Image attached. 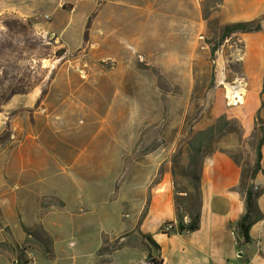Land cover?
<instances>
[{"label":"rangeland","instance_id":"obj_1","mask_svg":"<svg viewBox=\"0 0 264 264\" xmlns=\"http://www.w3.org/2000/svg\"><path fill=\"white\" fill-rule=\"evenodd\" d=\"M184 5L182 32L170 23L182 0H95L78 9L82 22L70 25L81 37L66 48L41 14L0 11V194L12 193L0 201V248L10 252L0 264H26L21 251L30 264H153L124 250L101 260L125 244L148 254L135 231L155 185L166 179L178 216H194L197 177L217 149L251 184L262 132L259 120L249 131L235 117L248 89L234 58L243 44L224 34L234 23L226 0ZM220 116L226 131L195 149V134ZM126 219L131 230L119 232Z\"/></svg>","mask_w":264,"mask_h":264},{"label":"crops","instance_id":"obj_2","mask_svg":"<svg viewBox=\"0 0 264 264\" xmlns=\"http://www.w3.org/2000/svg\"><path fill=\"white\" fill-rule=\"evenodd\" d=\"M94 1L0 0V11H15L22 16L39 13L42 18L45 15L51 16V20L45 19V23L49 24L55 42L59 41L66 48L73 38L79 40L81 37L80 30H72L70 25L72 20L78 19V9H83V6L91 9ZM180 7L171 16L173 18L170 23L176 31H189L190 10L184 5V0ZM225 8L232 16V22L253 20L264 15V0H226ZM235 36L242 42L243 50L240 56L236 54L234 58L242 61L248 86L246 104L240 109L235 108V117L242 121L244 129L252 131L258 118L264 126V25L259 31L237 32ZM261 152V170L251 179V183L261 191L257 202L263 217L251 226L249 241L244 240L237 227L246 211L245 193L241 186L242 169L227 151L217 149L205 156L200 172L199 229L182 233L175 230L164 232L161 228L163 224L177 220L172 186L164 179L152 188L148 209L139 223V229L135 231L146 235L151 241L152 244L148 243V253L162 260V264H264V144ZM11 194L8 190L0 194L3 206V199ZM0 217L5 222L1 209ZM130 223L126 219L123 228L118 231L131 230ZM4 226H8V222L0 225V232ZM4 239L0 237V243ZM118 250L129 254L138 252L144 259L148 255L141 245L125 244L109 253L110 257L101 260L102 263L110 262L111 255ZM2 254L10 252L0 248ZM31 262L34 263L35 258L31 257L26 264ZM4 264H15V260H6ZM145 264L148 263L145 261Z\"/></svg>","mask_w":264,"mask_h":264},{"label":"trees","instance_id":"obj_3","mask_svg":"<svg viewBox=\"0 0 264 264\" xmlns=\"http://www.w3.org/2000/svg\"><path fill=\"white\" fill-rule=\"evenodd\" d=\"M264 25V15L248 21H238L231 24H228L225 26L224 34L229 35L230 33H237V32H252V31H259L263 29ZM259 122L261 123V132L262 136L258 142V148H257V160L255 163L254 170L251 174V179H253L256 174L261 170V158H262V152L261 148L264 144V126L262 124V121L260 118H258ZM230 124V119H228L226 116H220L215 123L208 126L205 129L199 130L195 136V144L193 147L195 149L202 150L204 147L206 141H212L214 140L219 134H222L226 131L227 126ZM198 180V193L200 198V175L197 177ZM242 190L245 193V204H246V211L241 217V219L237 223V227L239 229V234L244 237L245 241L250 240V229L251 226L259 221L263 217V213L259 209L257 199L261 193L260 189H257L254 187V185L251 183L250 185H243V181L241 183ZM171 222L172 227H174L172 230H175L178 233L182 232H192L200 228L201 224V211H200V199H199V208L196 211V213L193 215H189V220H185L183 216H178L177 214V220L176 221H167ZM29 235H32V232L28 229H26ZM171 230V231H172ZM158 246V245H157ZM21 251V250H20ZM49 253V252H48ZM100 255L102 253L99 252ZM25 254L23 251L20 252V258L23 260L24 263H27L28 260H24ZM148 258L153 260V264H162L163 261L159 260L157 258H154L152 254L149 252L147 255Z\"/></svg>","mask_w":264,"mask_h":264},{"label":"bare ground","instance_id":"obj_4","mask_svg":"<svg viewBox=\"0 0 264 264\" xmlns=\"http://www.w3.org/2000/svg\"><path fill=\"white\" fill-rule=\"evenodd\" d=\"M232 89L230 90V93H228L227 97L229 99V104L235 105L236 103L239 104L242 102L243 93H241L240 85H232ZM236 104V105H237ZM172 227V224H171Z\"/></svg>","mask_w":264,"mask_h":264},{"label":"built area","instance_id":"obj_5","mask_svg":"<svg viewBox=\"0 0 264 264\" xmlns=\"http://www.w3.org/2000/svg\"><path fill=\"white\" fill-rule=\"evenodd\" d=\"M45 18H47V19H49L50 17L48 16V15H46L45 16ZM236 82V81H235ZM234 82V83H235ZM241 87L243 88V80H242V83H241ZM244 89V88H243ZM230 102V101H229ZM237 104V103H236ZM235 104V105H236ZM174 227H171V222H166L165 224H164V228H163V231L164 232H169V231H171L172 229H173Z\"/></svg>","mask_w":264,"mask_h":264}]
</instances>
